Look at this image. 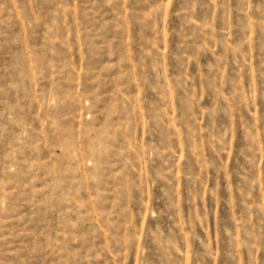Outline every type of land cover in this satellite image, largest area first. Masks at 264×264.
<instances>
[{
  "label": "rangeland",
  "instance_id": "obj_1",
  "mask_svg": "<svg viewBox=\"0 0 264 264\" xmlns=\"http://www.w3.org/2000/svg\"><path fill=\"white\" fill-rule=\"evenodd\" d=\"M0 264H264V0H0Z\"/></svg>",
  "mask_w": 264,
  "mask_h": 264
}]
</instances>
